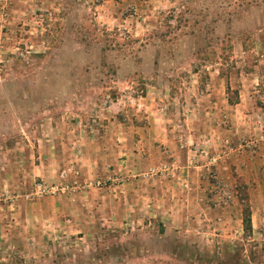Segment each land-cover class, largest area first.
<instances>
[{"label":"rangeland","instance_id":"1","mask_svg":"<svg viewBox=\"0 0 264 264\" xmlns=\"http://www.w3.org/2000/svg\"><path fill=\"white\" fill-rule=\"evenodd\" d=\"M0 264H264V0H0Z\"/></svg>","mask_w":264,"mask_h":264},{"label":"trees","instance_id":"2","mask_svg":"<svg viewBox=\"0 0 264 264\" xmlns=\"http://www.w3.org/2000/svg\"><path fill=\"white\" fill-rule=\"evenodd\" d=\"M227 103L230 105H233L235 103L238 102V96L236 95V97L234 99H230L229 97L226 99ZM244 202L241 206V210H240V214H241V225H242V230H243V234H247L250 232L251 230V223H250V208L247 204V202L245 201L246 199H243Z\"/></svg>","mask_w":264,"mask_h":264},{"label":"crops","instance_id":"3","mask_svg":"<svg viewBox=\"0 0 264 264\" xmlns=\"http://www.w3.org/2000/svg\"><path fill=\"white\" fill-rule=\"evenodd\" d=\"M240 100H241V98L238 96V102L235 103L234 105H238V107L242 108V107H244V104H242V102H241L242 100H241V101H240ZM246 101H247V102H243V103H248V104H249V102H250V98H247ZM253 214H254L253 208L250 207V223H251V228H253V227H257V224H254L253 219H252ZM228 216H229V215H228ZM260 218H262V217H260V213H259L258 210H257V213H255V219H256V221H259ZM256 223L259 224V222H256ZM255 225H256V226H255Z\"/></svg>","mask_w":264,"mask_h":264}]
</instances>
